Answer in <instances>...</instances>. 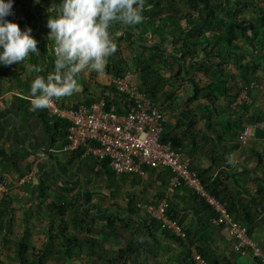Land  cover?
<instances>
[{
	"label": "trees",
	"instance_id": "16d2710c",
	"mask_svg": "<svg viewBox=\"0 0 264 264\" xmlns=\"http://www.w3.org/2000/svg\"><path fill=\"white\" fill-rule=\"evenodd\" d=\"M27 1L13 0L12 10L25 12L23 8ZM32 1L35 2L37 10L50 11V17L55 16L60 7V0ZM262 1L264 2V0H234L233 3V0H143L142 21L134 26H129L142 33L143 37L153 34L156 39L162 40L157 44L158 50H151L149 47L143 46L142 50L132 57L133 67L139 75V89L146 97L155 104V101L157 102L161 97L158 94L163 92L166 95V107L172 109L174 107L171 105L176 100L175 87L186 83L190 91L188 105L179 113L180 120L176 125V128L180 129L179 137L172 138L164 132L161 140L170 142L175 151L186 153L187 156H192L191 153L194 152L197 145V136H201L199 140L202 145L209 142L213 143L214 147L226 144V148L228 146L230 148H227L225 156L227 163H229L228 158L231 157L233 151H254L253 154L258 159L262 172L260 177L254 179L257 189L245 204L240 201V192L239 196H229L221 189L228 175L227 171L223 170L221 173L213 175L208 170H196L190 164V169L197 174L205 191L224 204L230 217L246 227L251 239L255 232L254 221L264 210V149L259 152L252 147L246 148L245 146L244 148V145L239 141V135L246 127L244 124L251 122L253 125L257 124L252 136L264 143V130L259 127L260 123H264V114L258 113V115L246 117L250 105L247 101L252 99L254 87H258L264 82V7L258 9L256 5ZM185 5L189 6L192 11L180 15L173 13L175 8ZM249 6H253L257 10H251V17L247 18L242 13ZM6 19L18 25L20 23L15 16H8ZM124 27L116 22L111 25L110 31L115 36V31L123 30ZM168 44L172 45L169 55L166 53ZM37 56H48L47 59L42 57L43 67L47 70L53 68L54 57L46 47L39 49V53L29 55L30 68L31 65L38 64ZM126 65V61L115 51L109 57V63L105 70L113 77H117L127 71ZM227 65L232 66V71L227 70ZM166 67L172 69L170 72L172 74L164 78L161 72ZM196 72L203 73L209 78V81L205 85H201L195 78ZM46 73L40 72L39 75H47ZM213 77H216L215 81L212 80ZM166 86H169L170 90L172 89L167 94ZM109 91L111 96L106 97V107L108 108L112 104L117 113L127 110L124 96L113 87ZM242 91L246 92L247 99L238 103L237 100ZM119 97L123 102L122 100L119 102ZM17 100L20 102L23 112L37 117L43 124L52 146L64 150L63 148L67 144V121L50 117L44 108L33 110L30 93L27 98L17 97ZM221 100H226L225 105L219 104ZM93 102L92 96H87L83 100L86 105ZM190 104L194 106L189 107ZM160 106L161 109L163 105ZM196 108L201 109L208 117V131L213 135V137L208 136V141L203 138L204 135L201 133H194L193 117H196L194 113ZM83 151L82 147L68 152L71 154L72 160L93 159L98 166L106 171L107 175L113 178L116 176L109 168L107 159L97 160L92 156L82 158ZM0 155L3 156L4 153L0 152ZM3 157L9 162V157L5 155ZM210 162L217 166L218 162L222 163L221 157L215 154ZM15 168L17 171L21 170L17 163ZM149 170L155 169L145 168V171ZM28 172V169H24L21 173L24 175ZM171 176H173L172 173ZM174 188L190 193L194 201L198 203L197 205L209 213L204 227L214 226L211 223L214 212L202 197L187 187L182 180ZM53 195L48 194V186L41 182L37 188V200L38 205L42 206L45 211H33L30 208L24 211L22 216L23 234L15 242L12 264H48L50 260L54 264H74L73 261L79 258L76 257L78 254L84 251L92 253L95 245H101V241H97L96 238H81L83 232L90 233V228L87 227L88 220L91 223L94 220L104 221L103 227L106 229L103 235L104 239L108 235H119V227H117L119 223L130 231L131 235H127L125 247L118 249L117 264H134L131 257L137 256L141 252L142 243L139 239L143 230L151 237L156 248L160 247L161 250L171 251L168 250L171 248L170 246L160 243L157 239L158 236L170 239L181 247L179 252L172 255L176 264H196L192 259L193 250L208 264H224L226 261V259L219 261V258L208 246L209 244L205 245L200 236L197 243L198 235L190 229L183 228L181 219L178 218V212L168 198L164 216L169 220L176 221L184 236L176 235L163 227L162 221L154 216L148 215L147 218L139 220L140 209L133 201L128 205L129 208L124 210L116 203L111 204L110 207H114L116 215L104 216L99 215V204L91 202L93 196H102L101 194L80 192L71 196H67V194ZM14 206L15 200L10 194L0 199V232L4 229L5 223L8 226L11 223ZM32 212L37 213L40 217H44V213L50 216L47 218L45 242L39 249L30 247L26 242ZM101 212L105 213V211ZM124 215H132L141 223L136 224L128 217H122ZM261 220L264 221V218ZM214 227L220 231V227ZM261 250L264 252V245ZM233 252L235 251L233 250ZM249 256L254 264H263L259 258L253 257L251 254ZM116 259L112 258L106 264H115Z\"/></svg>",
	"mask_w": 264,
	"mask_h": 264
},
{
	"label": "crops",
	"instance_id": "0c3cea01",
	"mask_svg": "<svg viewBox=\"0 0 264 264\" xmlns=\"http://www.w3.org/2000/svg\"><path fill=\"white\" fill-rule=\"evenodd\" d=\"M28 57L20 65L15 63L6 66L0 65V152L9 157V162H7L3 157L4 155H0V176L6 177L9 183L12 180L13 185L17 181L22 190L21 192L24 194L22 197L24 200L28 199V193L31 191H35L37 195L38 186L41 182H44L48 186L50 196H54L53 194L58 196L69 194L68 196H71L80 192L101 194L102 196H93L91 199L93 204H99V215H116L114 207H110L111 204L116 203L124 210L129 208L128 205L133 201L140 209L138 212L139 220H142L151 215L148 211L149 208L157 209L162 201L166 202L168 198L178 212V218L181 219L183 228L190 229L198 235L197 243L200 236L205 245L209 244L208 246H210L214 255L219 258V261L226 259L224 264H254L249 254L242 256L233 252L232 243L227 241L214 226L206 224L207 227H204L209 213L197 205L198 203L194 201L190 193L184 190H175L174 186L170 184L172 176L168 170H149L143 176L123 175L113 178L107 175L106 171L98 166L93 159L72 160L68 151L54 148L43 124L37 117L23 112L20 102L17 100V97L27 98L31 81L37 75L29 67ZM42 57L47 59L48 56ZM52 70L53 68L47 70L42 67L41 72H47L46 74H48ZM84 74L87 75L88 86L85 85V81L82 82L81 75L79 80L80 89L69 97L56 100L59 107L68 108L80 101L83 102L87 96H92L94 102H96L98 98L93 93L97 89L96 87L102 89V93L112 87L114 88L112 75H101L100 73L92 75L88 72H84ZM175 92L176 100L171 105L174 107L172 109L166 107V102H162L160 99L157 100L159 106L163 105L161 109L166 116L165 132L172 138L179 137L180 129L176 128L180 120L179 113L186 108L188 105L187 100L190 97V91L186 83L179 85ZM121 100L120 98L119 102ZM253 101V98L249 99L248 104L250 105L246 117L258 115V113L262 114L254 106ZM193 104L195 105V103ZM193 104H190L189 107L194 106ZM194 113L196 115V117H193L194 133H201L204 135L203 138L208 141V136L213 137L212 133L208 131V117L198 108L195 109ZM244 125L252 127L253 133L257 128V124L253 125L251 122H246ZM259 127L264 130V123H260ZM200 137H196L197 145L193 150L194 152L191 153L192 156H187L191 161V166L196 170H208L213 175L221 173L223 170L227 171L228 175L221 189L229 196H239L240 192V201L245 204L257 189L254 179L260 177L262 172L258 159L253 154L254 151H233L231 153L232 163H227L225 156L227 148L230 149L229 146L226 148L225 144L214 147L211 142L202 145L199 140ZM252 137L254 138V136ZM254 140L257 139L254 138ZM252 143L255 144L256 141ZM184 144L186 145L185 142ZM253 144L246 146V148H254ZM255 150L263 151L261 146ZM215 154L218 157L220 156L222 161V163L218 162L217 166L212 165L210 162ZM16 163L20 167V171L16 170ZM24 169H28L29 172L22 175L21 172ZM22 179H24L23 183H21ZM103 201L106 206H104ZM154 203L156 204L154 205ZM101 211H105V213L103 214ZM122 217H128L136 224L141 223L132 215ZM262 218H264V210L256 217L253 224L255 225V232H253L252 241L254 240L257 246L259 242L264 245V221L261 220ZM157 239L160 243L170 246L171 248L168 250L171 251L161 250L160 247L156 248L151 237L143 230L139 239L142 243L141 252L137 256L135 255L136 257H131V260L134 261L140 258L142 264H176V260L172 259V255L179 252L181 247L170 239L160 236Z\"/></svg>",
	"mask_w": 264,
	"mask_h": 264
},
{
	"label": "built area",
	"instance_id": "2783aa9c",
	"mask_svg": "<svg viewBox=\"0 0 264 264\" xmlns=\"http://www.w3.org/2000/svg\"><path fill=\"white\" fill-rule=\"evenodd\" d=\"M112 83L114 89L124 96L127 110L123 112L117 113L112 104L106 107V97L111 96L109 90L90 105L81 102L61 108L54 100L44 108L50 117L65 119L68 123L64 150L72 152L83 147L82 158L92 156L97 160L107 159L109 168L116 176H143L145 168L169 170L173 174L171 185L175 187L182 180L211 207L214 212L211 223L220 227L221 234L232 243L236 253L242 256L251 254L264 264V252L252 241L246 227L230 217L224 204L205 191L197 174L190 169L189 157L175 151L170 142L161 140L166 116L139 89L134 75L127 70L113 77ZM252 133V127H244L239 135L240 143L246 145ZM23 182L24 179L21 180ZM8 184L9 180L0 176V199L9 194ZM165 206L166 202L162 201L157 209L151 207L148 211L162 221L163 227L184 236L177 222L164 216ZM192 259L196 264H208L195 250L192 251Z\"/></svg>",
	"mask_w": 264,
	"mask_h": 264
},
{
	"label": "clouds",
	"instance_id": "9594fccd",
	"mask_svg": "<svg viewBox=\"0 0 264 264\" xmlns=\"http://www.w3.org/2000/svg\"><path fill=\"white\" fill-rule=\"evenodd\" d=\"M12 5L13 0H0V65L5 66L39 53L32 29L26 26L21 30L17 23L6 19L12 15ZM142 9L143 0H60L57 14L46 22L47 40L53 42V70L39 75L41 66L31 65L37 73L29 89L33 110L73 95L80 89L82 73L104 72L116 50L111 25L140 23ZM228 162L232 163L231 157Z\"/></svg>",
	"mask_w": 264,
	"mask_h": 264
},
{
	"label": "rangeland",
	"instance_id": "374dc122",
	"mask_svg": "<svg viewBox=\"0 0 264 264\" xmlns=\"http://www.w3.org/2000/svg\"><path fill=\"white\" fill-rule=\"evenodd\" d=\"M233 3H234V0H233ZM256 5L258 9L262 8L264 7V2L262 1ZM257 8L253 6H249L248 8L244 10L242 14L243 16H246L247 18H249L251 17V13H250L251 10L256 11ZM23 11L25 12H19L17 10L15 11L12 10V15L10 16H15L17 18V21L20 22L19 27L21 28V30H23V28L26 26L32 29L31 35L38 41L37 43L38 50L43 47H46V49H50L49 51H51L53 42L51 40L49 41L47 40L48 29L46 28V22H47L48 17L50 16V11L43 12V11L37 10L35 7V2H33L32 0H28L26 2L25 7L23 8ZM187 11L190 12L192 10L189 6L185 5V6H178L177 8H175V11H173V13L180 15ZM115 32H116L115 36L112 34L114 37V42L116 44L115 51L120 55L121 58H123L126 61V64H127L126 66L128 68L127 70L132 75H134L137 82L139 83V75L135 71L133 64H132L133 55L138 52L137 49L142 50L143 46H147L151 50H158L157 44L162 40L156 39V37L153 34L143 37L142 33L138 32L137 30L131 29L129 26H125L123 30L117 29ZM119 37H121V39H118ZM136 46L137 47L139 46V47L137 48ZM171 50H172V45L168 44V46H166V53H168L169 55ZM108 62H109V59H108ZM37 63L38 65L41 66V68L43 67V59L40 56H37ZM167 67L164 69V71L162 69V72H161L164 78L169 77L170 72L172 71V69H168ZM226 68L227 70L232 71L231 65H227ZM91 73L92 75L98 74L96 72H91ZM100 74L109 75V76L111 75L106 70ZM81 75H82V82L85 81L84 82L85 85L88 86L87 85L88 84L87 75L84 73H82ZM195 78L199 80V83L201 85H205L209 81V78L206 77L201 72H196ZM214 78L216 77L212 78L213 81H215ZM96 88L97 89L93 93L96 95L97 98H99L102 94V89H100L99 87H96ZM254 88L255 89L252 91V98L255 104L254 106L261 113H264V82L262 85H259L258 87L255 86ZM171 90L169 86L165 87V91H167L166 94L171 92ZM158 95L161 96L158 98L160 99V101L166 102V95L163 94V92H160ZM239 96L240 97L238 98L237 102L246 100L247 98V94L245 91H242ZM225 103H226V100H221L219 102L220 105H225ZM155 104L159 105V102L155 101ZM254 141H256L255 144L252 143ZM252 144L254 145L255 149H259V146H261V149H264V143L259 142L258 140H254L253 137L247 141L245 146H251ZM13 184L14 182L11 180V182L8 184V189H9V194L15 200V206H14V210L12 214L11 223L9 224V226L7 223H5L4 229L0 232V264H12V258L14 257L13 250L15 247V242L17 238H19L23 234L24 227L22 224V216L24 214V211L27 208H30L33 211L34 210L39 211V212L45 211L42 206L38 205V200H37L38 198H37V195L35 194V191H31L30 193H28L29 195L28 199L26 198L24 200L22 198L24 194L23 192H21L22 190L18 186L17 181H15V185ZM68 195L69 194H67V196ZM104 206H106L105 203H104ZM48 217L50 216L46 213H44V217H40L37 213L32 212L30 219H29L30 220V223L28 226L29 233L26 239V242L30 247H35L39 249L42 246V244L45 242V230L48 225L47 223ZM88 222L89 224H87V227L90 228V233L83 232L81 235V238H88V239L96 238L97 241L99 242L101 241V245L99 246L95 245V248L92 253L84 251L78 254V256L76 257H79V258H76L73 261V263L74 264H106L108 260H111L112 258L116 259V257L119 255L118 249L125 247L127 235L128 236L131 235L130 231L123 228L122 224L119 223L117 226L119 227L118 228L119 235H116V236L108 235L104 239L103 238L104 231L106 232L105 227H103L104 221L94 220L93 223H91L88 220ZM258 247L260 249L262 248V244L260 242L258 244ZM132 257H136V256H132ZM117 261L118 260L116 259L115 264H117ZM132 262L134 264H142V261L140 258L135 259ZM48 264H54V263L52 260H50Z\"/></svg>",
	"mask_w": 264,
	"mask_h": 264
},
{
	"label": "bare ground",
	"instance_id": "6f19581e",
	"mask_svg": "<svg viewBox=\"0 0 264 264\" xmlns=\"http://www.w3.org/2000/svg\"><path fill=\"white\" fill-rule=\"evenodd\" d=\"M6 213V212H5Z\"/></svg>",
	"mask_w": 264,
	"mask_h": 264
}]
</instances>
